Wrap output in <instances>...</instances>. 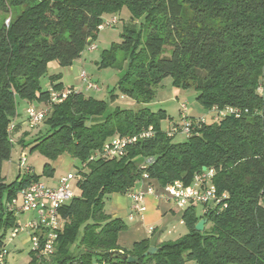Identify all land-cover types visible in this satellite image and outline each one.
<instances>
[{
  "label": "trees",
  "instance_id": "obj_1",
  "mask_svg": "<svg viewBox=\"0 0 264 264\" xmlns=\"http://www.w3.org/2000/svg\"><path fill=\"white\" fill-rule=\"evenodd\" d=\"M123 6L144 22L124 25L121 42L104 52L102 66L121 52L128 59L120 93L147 105L170 77L174 87L197 91L208 112L234 107L240 118L203 122L175 144L161 127L165 110H110L109 103L73 89L63 103L52 104L51 92L66 90L60 74L51 78V90L42 89L48 64L72 65L97 40L103 16ZM0 10L10 14L9 25L0 23V251L17 222L4 215V201L42 180L33 168L12 183L2 176L14 147L10 138L22 128L15 124L17 104L24 101L51 108L31 151L51 160L70 153L82 165L80 194L61 209L64 228L54 254L41 264H135L128 257L137 264H264V0H0ZM110 95L115 102L117 95ZM150 126L156 135L129 147L123 158L90 159L113 137L136 136ZM18 140L26 147V139ZM148 158L153 162L144 168ZM205 167L215 172L211 184L226 195L225 208L182 210L188 233L176 241L143 239L128 250L119 244L127 226L108 214L110 195L129 193L143 174L158 191L177 181L190 185ZM54 171L45 164L46 177ZM201 219L207 220L203 232L195 227ZM31 264L40 263L32 258Z\"/></svg>",
  "mask_w": 264,
  "mask_h": 264
},
{
  "label": "rangeland",
  "instance_id": "obj_2",
  "mask_svg": "<svg viewBox=\"0 0 264 264\" xmlns=\"http://www.w3.org/2000/svg\"><path fill=\"white\" fill-rule=\"evenodd\" d=\"M14 9V8H12ZM20 9H16L19 12ZM15 11V10H14ZM117 18V24L112 28H106L99 33L97 40L95 41L96 49L92 51L86 48L79 59L75 60L72 65L66 66V68L60 67L58 63L53 60L48 64V73L40 78V85L44 91L51 88V78L53 75L60 74L61 82L64 85L65 90L73 89L76 92H82L84 96L89 98H95L101 101L109 103V109L114 110V108H124L127 110L135 111L143 107H147L152 112H159L162 110L166 111V116L163 118L161 123L162 129H166L170 123L176 124L180 123V104H185L188 107V111H193L196 115H202L207 121H211V113L208 112L204 107H202L197 101L199 93L194 89L181 90L178 95H176L173 86V79L170 77L164 78L161 85L156 89L155 97L148 102L147 105H141L136 100L123 95L118 90V84L120 79V74L122 70L127 69L128 59L125 58L123 52L116 56V60L111 63H107L102 66L104 61V52L111 51L113 45H118L121 42V34L123 33L125 27L124 25L141 27L140 25L144 22L143 18L134 16L133 13L127 6H123L117 14L106 13L103 16V22ZM10 20V14L5 13V11L0 10V23L7 22ZM115 58V57H114ZM85 70L92 80L98 85V89L90 90L87 89L86 85L79 79L80 72ZM178 90V89H176ZM117 95L115 102H111V92ZM179 91V90H178ZM36 108L45 107V104L34 102L32 104ZM26 104L20 102L17 104V117L15 121L21 124L22 129L20 133L15 137L16 140L14 147L12 148L11 158L3 163L2 176L5 178L7 183H12L16 181V178L24 173V168L20 167V160L22 155L25 153L26 161L24 162L25 167L33 168V171L41 177L42 182L46 183L48 181L47 177L44 175L45 164L48 163L52 165L55 169L54 176L60 177L69 174L70 172L75 174L81 168L79 160L74 158L70 153H65L56 158V160L49 159L45 153L36 151H31L32 142L34 137L38 136L41 132H45L46 125L44 122L41 126L32 128L26 121ZM96 121L102 120L101 117L96 118ZM23 137L26 139V147L19 142V138ZM14 138V137H13ZM18 138V139H17ZM186 136L182 133H178L174 138L173 142L175 144L184 142ZM53 176V177H54ZM71 188L76 192L77 195L80 191L77 188L76 181L71 182ZM109 198V197H108ZM108 200V199H107ZM106 200V203L108 202ZM108 208H110L109 203ZM201 207L198 206L197 213L201 214ZM23 220V215L18 217V220ZM166 230L162 232V239L165 242L176 241L182 235L188 233V228L185 226L181 219V215H177L171 218V221L166 225ZM128 231V230H127ZM11 229L7 231L6 248L8 249V264H31V250L30 243L28 242L27 234L21 233L18 237L14 239L11 238ZM120 239V244L124 246L125 240ZM190 264V263H188Z\"/></svg>",
  "mask_w": 264,
  "mask_h": 264
},
{
  "label": "built area",
  "instance_id": "obj_3",
  "mask_svg": "<svg viewBox=\"0 0 264 264\" xmlns=\"http://www.w3.org/2000/svg\"><path fill=\"white\" fill-rule=\"evenodd\" d=\"M117 18L105 21L99 26V30H104L105 27H114L117 24ZM10 20L6 22L9 25ZM97 46L92 44L89 50L96 49ZM79 79L86 85L87 89L94 90L98 89V85L89 78L87 72L82 70L79 75ZM260 93H263L264 89L259 88ZM71 94V90L56 92L52 91L50 98L52 104L63 103L68 96ZM180 123H176L169 130L166 131L169 137H175L178 133L184 134L187 138L194 134L195 128L199 124L206 122V118L193 119L190 116V111L185 104H180ZM49 106L36 108L33 105H29L26 112V122L32 128L41 126V123L51 113ZM211 112V119L213 122L222 120L223 118L233 115L240 118L242 112L234 107L220 110L218 108L213 109ZM14 127L9 129V133H12ZM155 130L153 126L148 129L142 130L136 136H115L110 139L104 146L90 158L96 160L102 158L110 160L113 158H123L127 154L128 148L136 145L139 141L149 140L155 136ZM10 138L11 142L15 144L16 140ZM26 154L22 155L20 160V167L24 168V173L30 174L31 167H25L24 162L26 161ZM144 168L149 166L153 161L152 158L145 160ZM143 181L149 180V175L143 174ZM215 176L213 170H205L204 173L197 175L192 184L184 185L182 181H177L172 184L166 185V187L158 191L153 185H148L144 189L139 191L131 192L129 195L134 202L133 212L139 216H142L146 210L147 205L145 199L148 195H157L158 198L164 201H171L174 203L175 208L180 211L184 210L189 206L199 205L203 207L202 213H205L208 208H220L226 207L224 203L225 194H219L212 186L211 180ZM59 183L56 188H49L45 183L35 182L30 186L21 189L17 193V197L12 200L4 201L2 208L4 215L13 214L17 217L18 213L31 214L32 218H26L24 220H16L17 222L11 227V238L18 237L21 233L27 234L28 242L32 247L31 255L40 264L44 262L47 257L54 254L56 249V242L59 239L60 232L63 230L65 222L61 218V209L68 204L75 196L76 192L71 188V182H78L81 178L76 173H69L59 178ZM0 209V215H1ZM133 217V216H132ZM8 229V230H10ZM152 233V231H151ZM7 235V233H6ZM7 236L5 238L6 243ZM8 249L6 244L0 251V264H8Z\"/></svg>",
  "mask_w": 264,
  "mask_h": 264
},
{
  "label": "crops",
  "instance_id": "obj_4",
  "mask_svg": "<svg viewBox=\"0 0 264 264\" xmlns=\"http://www.w3.org/2000/svg\"><path fill=\"white\" fill-rule=\"evenodd\" d=\"M106 28H112V27H105V29ZM60 83L62 82L60 81ZM176 89H175V92H176V95H178L181 90L178 89L179 90L178 91ZM24 103L26 104V109H27V107L30 104L28 102H24ZM180 110H181V107H180ZM190 116L193 119H201L204 117L202 115L200 116L197 114L195 115L193 111H190ZM16 123L17 122H15V124ZM173 125L175 124L170 123V125L164 130L165 131L169 130ZM19 133H17V135ZM53 176L47 177L48 181L46 183L44 182L49 188H56L60 180L59 178L61 177V176L60 177L58 176L53 177ZM147 184H148L147 181L142 180V181H139L138 184L129 193H125V194L113 193L112 195L109 196L107 200L108 201L107 203H109L110 205L109 209H107L108 204L105 202L106 210L108 214L111 217L122 219L127 226L126 231L123 232L119 238V244H120V239L122 238V236H124L123 238L125 241L123 243L125 244L124 246L122 244L120 245L127 250L131 249L133 245L135 244V242H139L143 239H148L154 244L164 242L162 239V236H163L162 232L167 229L166 225L169 223V221H171L172 217L181 215L180 213L182 210L178 211L175 208V205L173 202L167 201V200L166 201L161 200L160 198L157 197V195H154V194L148 195L145 199V202L147 205L146 212L142 216L135 214L133 212L134 202L131 199L129 194L131 192L139 191V189L146 188ZM21 215H23V220H24L26 218H32L33 213L31 214L18 213L16 220H18V217Z\"/></svg>",
  "mask_w": 264,
  "mask_h": 264
},
{
  "label": "water",
  "instance_id": "obj_5",
  "mask_svg": "<svg viewBox=\"0 0 264 264\" xmlns=\"http://www.w3.org/2000/svg\"><path fill=\"white\" fill-rule=\"evenodd\" d=\"M91 44V42L89 41V45ZM204 171L206 170V167L203 169ZM207 224V220L206 219H201L197 224H196V229L200 232H203L206 228V225ZM156 251V247L155 248H151L149 250V253L150 254H154ZM128 262L129 263H135L137 264L139 262V260L137 258H134V257H128Z\"/></svg>",
  "mask_w": 264,
  "mask_h": 264
}]
</instances>
